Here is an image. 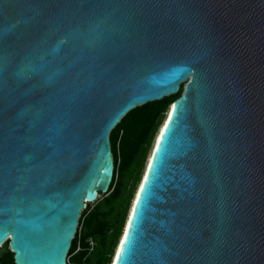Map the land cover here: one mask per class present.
Segmentation results:
<instances>
[{"label": "water", "instance_id": "1", "mask_svg": "<svg viewBox=\"0 0 264 264\" xmlns=\"http://www.w3.org/2000/svg\"><path fill=\"white\" fill-rule=\"evenodd\" d=\"M181 83L108 264H264V0H0L14 264H65L111 181L110 130Z\"/></svg>", "mask_w": 264, "mask_h": 264}, {"label": "trees", "instance_id": "2", "mask_svg": "<svg viewBox=\"0 0 264 264\" xmlns=\"http://www.w3.org/2000/svg\"><path fill=\"white\" fill-rule=\"evenodd\" d=\"M145 102L128 110L109 132L113 172L106 193H98L86 202L78 217L81 248L75 251L76 232L66 256L69 264H108L119 236L135 185L155 131L167 106L181 92ZM165 117V116H164ZM90 237L94 246L89 250L84 239ZM0 264H14L7 241L0 246Z\"/></svg>", "mask_w": 264, "mask_h": 264}, {"label": "built area", "instance_id": "3", "mask_svg": "<svg viewBox=\"0 0 264 264\" xmlns=\"http://www.w3.org/2000/svg\"><path fill=\"white\" fill-rule=\"evenodd\" d=\"M76 243H75V251L76 250H79L80 248H81V245H80V240H79V228L76 226ZM75 234V233H74ZM84 243L86 244V246H87V248L90 250L93 246H94V244H95V242H94V240L92 239V238H90V237H86L84 240ZM67 258H68V256H67ZM67 258H66V262H65V264H69V262H68V260H67Z\"/></svg>", "mask_w": 264, "mask_h": 264}, {"label": "snow or ice", "instance_id": "4", "mask_svg": "<svg viewBox=\"0 0 264 264\" xmlns=\"http://www.w3.org/2000/svg\"><path fill=\"white\" fill-rule=\"evenodd\" d=\"M169 118L171 119L172 118V113L169 114ZM142 188H143V185H142ZM137 199L139 200L140 199V193L137 194ZM132 217H130V223L132 221ZM126 236H127V233H126ZM122 245L125 243L124 241L121 242Z\"/></svg>", "mask_w": 264, "mask_h": 264}, {"label": "bare ground", "instance_id": "5", "mask_svg": "<svg viewBox=\"0 0 264 264\" xmlns=\"http://www.w3.org/2000/svg\"><path fill=\"white\" fill-rule=\"evenodd\" d=\"M167 112H168V109H167ZM167 112H166V114H167ZM166 114H165V117H166ZM165 117L163 118V121H164ZM161 125H162V123H161Z\"/></svg>", "mask_w": 264, "mask_h": 264}, {"label": "flooded vegetation", "instance_id": "6", "mask_svg": "<svg viewBox=\"0 0 264 264\" xmlns=\"http://www.w3.org/2000/svg\"><path fill=\"white\" fill-rule=\"evenodd\" d=\"M180 85H181V87H182L183 83H181Z\"/></svg>", "mask_w": 264, "mask_h": 264}, {"label": "rangeland", "instance_id": "7", "mask_svg": "<svg viewBox=\"0 0 264 264\" xmlns=\"http://www.w3.org/2000/svg\"><path fill=\"white\" fill-rule=\"evenodd\" d=\"M171 104V103H170ZM165 114V113H164ZM165 116V115H164ZM164 116H163V118H164ZM163 120V119H162Z\"/></svg>", "mask_w": 264, "mask_h": 264}]
</instances>
